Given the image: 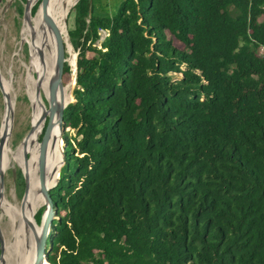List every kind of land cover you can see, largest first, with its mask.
Returning a JSON list of instances; mask_svg holds the SVG:
<instances>
[{
  "label": "trees",
  "instance_id": "16d2710c",
  "mask_svg": "<svg viewBox=\"0 0 264 264\" xmlns=\"http://www.w3.org/2000/svg\"><path fill=\"white\" fill-rule=\"evenodd\" d=\"M77 1L49 263L264 264V0Z\"/></svg>",
  "mask_w": 264,
  "mask_h": 264
},
{
  "label": "bare ground",
  "instance_id": "6f19581e",
  "mask_svg": "<svg viewBox=\"0 0 264 264\" xmlns=\"http://www.w3.org/2000/svg\"><path fill=\"white\" fill-rule=\"evenodd\" d=\"M70 1L71 0H63L58 2L57 0H49L48 8L50 9V11L46 14L44 13L45 10L43 8V10L39 12L38 15L34 16L33 9H30L27 18H25L23 21L21 39L19 41L20 47L23 49L25 44L29 45L31 43L32 45V36L35 29H40L43 25V22H47L45 16L49 18L51 14H55V20L54 18H51L52 24L54 25L56 30L66 39L67 46L72 50V46L68 36V15L66 16V20H61L58 14L60 7L64 4L68 5ZM33 2L34 0H30L29 6H31ZM73 4L74 3L72 1L69 7L68 14L73 8ZM45 28H42L44 32L41 33L40 31L37 42L31 47L32 50L29 55L30 63L25 64V69L27 70L26 84L28 95L32 103H34L36 107H38L39 114L37 115L36 121L41 125L36 139L29 137L26 141L27 143L25 144L23 150L29 153L33 150V148L37 145L39 139L41 138L46 125L45 120L50 115L49 105H47V102L44 98L45 96L43 93V85L46 89L47 96L50 99L51 84L55 77L56 36L52 28L49 29L48 35L46 36ZM69 62L70 64H74L73 68L75 70L76 57L74 56L73 50ZM39 70H42L43 73L40 74ZM73 84H75V80L73 81ZM66 87L67 86H65L63 89H60L57 96V103L62 107L69 104L73 99L72 90H70L69 94H67L65 92ZM6 94L8 100L12 101L11 88H7ZM12 104L13 102L11 103V105L8 104L9 112L13 110ZM56 118L57 112L54 113L51 118V124L52 126L54 125V139L52 138L51 141V138L49 136L47 140V155L44 160V177L41 165L37 168V165L40 162L41 152L34 159L30 158L24 165L25 176L27 177L28 183L24 196L23 206L15 205V203L9 200L6 197L5 189L1 188L0 186V224L8 219H12L14 222V227L12 228L11 232H9L8 235H5L6 237H3L4 253L2 260H0V264H13L14 257L16 258L15 264H35L36 262L37 242L40 238V235H38L34 229V218L43 206L46 207L48 213L50 212V206H46L47 202L42 191L43 184L45 181L47 189L49 191H52L57 184L58 175L63 165L62 161L64 142L61 139L60 126L58 124H55ZM8 121L9 117H6L4 119L2 131L0 133V136L5 135L7 137L6 143L8 142L11 128V123H9L10 121ZM7 154V151L6 153L3 151L2 156L0 157V175L6 173L9 169V159ZM24 159L25 158L23 157L22 162H24ZM43 264L48 263L43 262Z\"/></svg>",
  "mask_w": 264,
  "mask_h": 264
},
{
  "label": "rangeland",
  "instance_id": "374dc122",
  "mask_svg": "<svg viewBox=\"0 0 264 264\" xmlns=\"http://www.w3.org/2000/svg\"><path fill=\"white\" fill-rule=\"evenodd\" d=\"M57 1L60 2L63 0H57ZM72 1L74 3L76 0H71L68 5L64 4L60 7L58 14L61 20H66V16H67L66 12L69 11V7ZM122 1L123 0H100L99 7L100 10L102 8H105V10H108L110 13L113 14L120 6ZM40 2L41 0H34L33 4L29 6L30 0H28V11L26 12L25 15V6L27 0L26 2H23L22 0H0V76L2 78L3 87H4L3 91L5 94L4 97V94L0 89V133L2 131L4 119L6 117H9L10 122L9 121L8 122L11 123L10 125L11 131H10L9 139L3 148L4 149L3 151L5 153L7 151L8 153L7 155L9 159V169L6 173L3 174V180H4L3 189H5L6 191V197L9 200H11L13 203H15V205H20V206H23L24 195L27 189L26 179L24 178V175L21 171V169L23 168L22 159L23 157L25 159L31 157V154L29 152L24 151L23 148L27 143L26 141L29 137L36 139V136L41 127V125L38 124V122L36 121L37 115L39 114L38 107H36V105L32 103L28 95L27 84H26L27 70L25 69V64L30 63L29 55L32 50L31 47L37 42V38L38 35L40 34V31L41 33L44 32L42 28L46 27L45 28L46 36L48 35V31H49L48 23L43 22V25L40 29H35L34 34L32 36L33 37L32 45L31 43L29 45L25 44L22 49L19 45L20 43L19 41L21 39V32H22L24 19L27 18L30 9H34ZM75 6L70 10L67 16L68 36H69V30L72 29L74 26ZM20 7L24 8L23 13H20L19 11ZM43 8L44 6L42 4L38 11L36 10L35 13L33 12V15L34 16L38 15L39 12L43 10ZM49 11L50 9L47 6V10L44 11V13L46 14ZM51 18H54L55 20V14H51V16L48 18L52 22ZM101 38H102L101 41L105 38L103 32H101ZM69 41H70V36H69ZM71 46L74 52V56L76 57L77 60L79 50H76L73 47L72 43ZM72 50L68 47V53H67L68 62L71 59ZM70 65L72 67L73 77H74L75 74V70L73 68L74 64H70ZM39 73L42 74L43 73L42 70H39ZM73 80L66 85L68 87L69 86L71 87L72 94L76 87L75 84H73ZM7 88H11L12 90V101L8 100L6 94ZM43 93L45 96L44 97L45 101L47 102V105H49V98L47 96V92L44 85H43ZM66 93L69 94V92ZM12 102H13L12 104L13 110L9 112L8 111L9 105H11ZM49 109H50V105H49ZM6 114L8 115L10 114V115L8 116ZM48 119L49 117L45 120V123ZM63 146L65 147V144ZM13 227H14V222L12 219L3 221L0 224L1 237L2 238L6 237L5 235H8V233L11 232ZM15 263H16V258L14 257L13 264Z\"/></svg>",
  "mask_w": 264,
  "mask_h": 264
},
{
  "label": "water",
  "instance_id": "95a60500",
  "mask_svg": "<svg viewBox=\"0 0 264 264\" xmlns=\"http://www.w3.org/2000/svg\"><path fill=\"white\" fill-rule=\"evenodd\" d=\"M79 1L80 0H78L77 3ZM48 3H49V0H42V4L44 6L45 11L47 9ZM27 11H28V0L26 3V6H25V15H26ZM45 19H46L48 25L55 32V36H56V62H55V77H54V80L51 84V89H50L49 121H48V126L46 128V131H45L44 136H43L42 141H41L42 146H41L40 160H41V167H42V171H43V177H44V168H45L44 159H45V154H46V150H47V140H48V137L50 136V132L54 129V127L51 124L52 115L57 112V118H56L55 124H58L60 126L61 139L63 140V135L65 132L64 111L67 108V106L74 101V99H73L69 104L65 105L64 107L58 105V103H57L58 93H59L60 89H63L65 87L64 82H63L64 65H65V63H68L70 65V63L68 62V59L66 57V54L68 53V46H67L66 39L56 30V28L54 27V25L48 19L47 16H45ZM76 78H77V60H76L75 74L73 77V79L75 80V86H76ZM3 88H4L3 82H2V78L0 76V89L4 94ZM4 97H5V94H4ZM6 140H7V137L5 135L0 136V157L2 156L3 148H4V145L6 143ZM65 160H66L65 159V149L63 148V161L64 162H63L62 167L65 165ZM62 167H61V169H62ZM61 169H60L59 173H61ZM24 178L26 179V183H28L27 177L25 175H24ZM59 178H60V174H59ZM59 178H58V182H59ZM58 182H57V184H58ZM57 184H56V186H57ZM0 186H1V188H3V186H4L3 185V174L0 175ZM42 191H43L44 197L46 199L47 205L50 206V213H49L48 217L46 218V222H45L43 229H42V234H41V236L37 242V257H36L35 264H43V262L50 264L49 260H48V253L51 251L52 245L48 241V238H49V235L52 231V224H53L54 220H56V210L54 208V202L52 199V195L50 193L51 191H49L47 189L45 181L43 184ZM47 246H48V248H47ZM3 247H4V241H3V238L1 237V234H0V252H1L0 260L2 259Z\"/></svg>",
  "mask_w": 264,
  "mask_h": 264
},
{
  "label": "built area",
  "instance_id": "2783aa9c",
  "mask_svg": "<svg viewBox=\"0 0 264 264\" xmlns=\"http://www.w3.org/2000/svg\"><path fill=\"white\" fill-rule=\"evenodd\" d=\"M102 32L104 33V35H105V37H106L107 33H106L105 31H102Z\"/></svg>",
  "mask_w": 264,
  "mask_h": 264
}]
</instances>
